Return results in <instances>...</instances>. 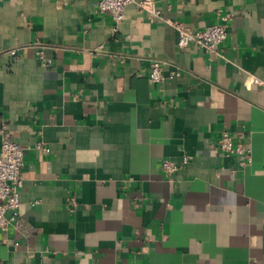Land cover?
<instances>
[{"label":"crops","instance_id":"obj_1","mask_svg":"<svg viewBox=\"0 0 264 264\" xmlns=\"http://www.w3.org/2000/svg\"><path fill=\"white\" fill-rule=\"evenodd\" d=\"M99 1L0 0V123L25 149L0 264H264V0H154L162 19L117 27ZM227 16L220 55L165 22Z\"/></svg>","mask_w":264,"mask_h":264},{"label":"built area","instance_id":"obj_2","mask_svg":"<svg viewBox=\"0 0 264 264\" xmlns=\"http://www.w3.org/2000/svg\"><path fill=\"white\" fill-rule=\"evenodd\" d=\"M137 5L141 11L150 18L162 19L154 0H100L98 12L110 15L115 27L126 19V9L129 5ZM228 16L223 17L222 22L206 27L203 30H195L180 21H168L178 34V46L184 49L190 45H196L220 55V47L227 39ZM13 55L16 51L12 52ZM179 76L176 73L170 78ZM163 71V63L155 60L149 69V80L153 84H163L166 81ZM255 83H259L256 79ZM0 231L6 232L11 226H21V195L24 186L25 149L12 140L8 135L7 126L0 123ZM37 150L49 152L43 142L35 145ZM218 149L225 157L237 159L240 169H245L252 163V150L246 145H236L229 133H224L219 140ZM191 157H184L181 163L172 160H164L162 170L167 175H173L181 167L189 164Z\"/></svg>","mask_w":264,"mask_h":264}]
</instances>
